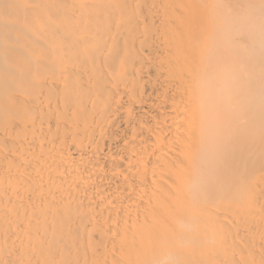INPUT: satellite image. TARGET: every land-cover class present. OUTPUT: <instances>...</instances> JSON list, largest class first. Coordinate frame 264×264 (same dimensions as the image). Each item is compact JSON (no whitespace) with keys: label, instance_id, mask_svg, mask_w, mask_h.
Wrapping results in <instances>:
<instances>
[{"label":"bare ground","instance_id":"6f19581e","mask_svg":"<svg viewBox=\"0 0 264 264\" xmlns=\"http://www.w3.org/2000/svg\"><path fill=\"white\" fill-rule=\"evenodd\" d=\"M0 264H264V0H0Z\"/></svg>","mask_w":264,"mask_h":264}]
</instances>
